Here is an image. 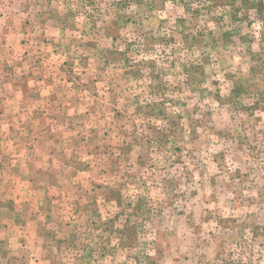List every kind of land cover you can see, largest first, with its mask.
Here are the masks:
<instances>
[{"label":"rangeland","instance_id":"rangeland-1","mask_svg":"<svg viewBox=\"0 0 264 264\" xmlns=\"http://www.w3.org/2000/svg\"><path fill=\"white\" fill-rule=\"evenodd\" d=\"M17 14L78 98L51 137L99 155L43 264H264V0H0Z\"/></svg>","mask_w":264,"mask_h":264},{"label":"crops","instance_id":"crops-1","mask_svg":"<svg viewBox=\"0 0 264 264\" xmlns=\"http://www.w3.org/2000/svg\"><path fill=\"white\" fill-rule=\"evenodd\" d=\"M22 15L13 16L16 29L0 28V263L43 264L50 233L60 240L59 229L71 231L67 223L98 189L88 173L99 155L77 156V145L67 154L51 137L73 132L68 120L78 98L59 94L60 84L73 81L61 79L52 43L29 38Z\"/></svg>","mask_w":264,"mask_h":264},{"label":"trees","instance_id":"trees-1","mask_svg":"<svg viewBox=\"0 0 264 264\" xmlns=\"http://www.w3.org/2000/svg\"><path fill=\"white\" fill-rule=\"evenodd\" d=\"M262 4H263L262 2H259V3L257 4V6H258V13H259L260 15L262 14V7H261ZM257 6H256V7H257Z\"/></svg>","mask_w":264,"mask_h":264}]
</instances>
